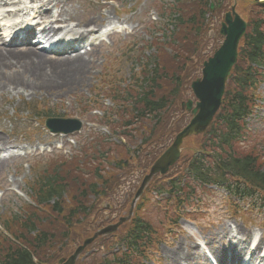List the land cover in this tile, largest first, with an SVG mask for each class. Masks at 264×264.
<instances>
[{
  "label": "trees",
  "instance_id": "trees-1",
  "mask_svg": "<svg viewBox=\"0 0 264 264\" xmlns=\"http://www.w3.org/2000/svg\"><path fill=\"white\" fill-rule=\"evenodd\" d=\"M211 1L176 0L167 12L170 15L178 13L174 30L167 36L165 44L155 39L153 42L159 52L152 62L155 68L146 67L147 71L142 72L141 78L134 79L122 91L112 95L116 98L114 104L120 117V133L129 142L140 140V147L132 151L108 144L96 136L94 145H90L92 149L83 145L67 159L52 160L30 185L32 206L23 214L10 216L3 222L0 264H53L62 253L71 251V255L84 238L92 236L94 226L98 228L103 213L100 204L112 201L116 178L119 182L123 180L121 176L124 173L144 170L145 174L149 171L161 155L158 148L165 149L166 143L172 139L171 134L164 135L161 129L163 121L176 114V117L184 115L180 102L190 96L189 86L198 78L199 68L207 60L198 56L197 61L194 57L196 52L192 49L207 37ZM260 1L264 0H248L245 4L237 2L236 9L248 23V31L241 42L238 64L227 84L222 107L214 122L203 136L185 143L188 150L185 145L178 180H170V183L162 181L153 189L160 195L168 194L170 198L166 201L168 204H159L156 208L159 226V217L165 224L174 219L171 201L175 203L173 207L181 210V205H189L194 199L197 191L190 186L189 180L201 187L223 188L238 201L257 197L254 203L264 209V152L258 143L251 141L253 139L246 126L247 118L254 111L255 92L262 79L259 69L264 68V20L259 17V14L264 15V2ZM203 4L205 8L198 10ZM164 47L172 52L166 53ZM189 64H193L190 70ZM183 119L178 118L174 129ZM141 127L143 131L139 132ZM248 142L250 144L246 149L238 147ZM66 196L68 205L65 203ZM96 202L99 204L96 205ZM164 205L167 211H163ZM145 208H140L139 215L134 216L117 239L119 253H109L106 259L96 256L88 260L97 261L95 264H141L139 258H145V251L157 241V228L162 230L153 222L156 219L142 216ZM96 212L100 215L99 219L91 220ZM87 224L89 235L85 232ZM82 232L85 236L80 242L76 241L77 235ZM74 244L76 246L72 248Z\"/></svg>",
  "mask_w": 264,
  "mask_h": 264
},
{
  "label": "rangeland",
  "instance_id": "rangeland-1",
  "mask_svg": "<svg viewBox=\"0 0 264 264\" xmlns=\"http://www.w3.org/2000/svg\"><path fill=\"white\" fill-rule=\"evenodd\" d=\"M51 1L53 6L57 2H61L60 6H63V8L61 9L60 6H56V8L53 7L49 11H53L52 14L55 15L58 10L59 15L63 18L68 17V19H72L73 23H69L71 26H74L77 23L82 25L86 20H92L93 17H112V24L107 25L120 27V31L122 32L119 36L108 37L106 42L103 43V46L93 49L92 53L85 57V63H93L89 66L90 69H88V74L85 75L83 80L79 82L76 87L72 89L59 88L52 92L40 91L36 94H32V92L24 94L7 92L0 95V127L4 130V133L0 132V135L5 138L3 144L4 147L2 148L6 149L11 146L12 150H15V152L21 151V153L28 150L29 152H33L39 146L49 149V151L43 153L37 150L32 154L25 152L24 156L5 158L9 163L5 168L0 170V235L4 234L2 231V228L4 229L2 224L8 217L23 214L24 211L28 209L30 204L29 186L36 180L38 173L50 165L54 159L52 157L59 154L70 157L71 154L79 151L82 145H89L88 148L92 149V146L90 145H94V141L91 142V136L93 134V136L99 134L103 139H105V137H111L116 143L124 146L128 145L129 149L132 151H135L140 147L141 141L138 139H133L132 142H129L126 138H122V136L113 137L107 129L91 124V119H93L94 122H98L101 119L102 115H100L101 112L99 111L91 113L89 116L82 117L81 120L84 121V128L81 133L63 137L52 136L45 130L43 125L46 117L43 116L45 115V112H49V114L53 115V118H79L78 116H81V114H85L86 112V110H83L80 105H85L88 101L92 103L93 101L90 95L96 96L106 92L104 90V83L107 81L104 80L105 75L111 79H116V81L121 83L124 87L130 81L133 73L139 78L142 76V72L146 73L147 68H141L140 65L147 62L145 61L146 57H150L153 52L151 49L147 48L151 42L157 40L156 38L153 40L151 37L155 30H151L150 25L153 24L152 20L155 18L159 24L157 30H162L163 25H166L167 21L162 18L161 15L162 13L165 15L169 12L170 4L173 2L172 0H108L107 2L106 0ZM246 1L248 0H225L226 4L230 5L229 7H232L235 4L237 5V2L245 4ZM66 4L68 5L66 6ZM212 6L214 5L212 4ZM3 7L4 6L1 7L2 10ZM204 8L205 4L200 5L198 10ZM240 8L242 7L240 6ZM220 13V10L213 9L208 17L209 27L206 39H202V41L193 46L192 50H195L196 52L194 57L197 61L198 56H201V59H206L208 56H211L223 42V39L218 36L220 25L223 21V15ZM255 15L256 12H254V16ZM259 17L261 20H264V15L260 16L259 14ZM7 19L8 17L2 20V25L7 22ZM156 36H158V34H156ZM17 49L22 50L23 48L21 47ZM138 49L139 51L137 52ZM165 49L167 48L164 47L163 50ZM132 51L134 53H132ZM200 52H202V55H200ZM47 58L53 59L55 57L47 56ZM138 58L140 59L139 62ZM35 64L36 63H34V66H36ZM192 65L193 64L188 65L189 70L193 67ZM40 70L41 72L45 71L44 67H40ZM46 70L49 74H63L62 69L54 70V68L47 66ZM198 73L201 76L200 68ZM42 75L43 74L39 75V77ZM258 95L260 96L258 107L248 122V133L253 139L251 141L258 143L259 148L264 152V83L259 87ZM191 99L192 97H189L186 100ZM99 102L102 105L103 111H108L113 108L109 99L101 97ZM93 106L94 105L91 104L90 109ZM94 116L100 117V119H94ZM178 118L181 120V115L169 120L165 119L162 123L161 129L164 130V135L171 134L170 136L172 138L166 143L167 148L171 146L177 133L186 126L187 121L188 123L190 121L189 119L184 118V121L182 120L183 125L181 121L180 125L178 123L179 126L177 129H174ZM149 124L151 123L149 122ZM148 126L149 125H147V127ZM138 131H143V127L138 128ZM164 135L161 137L163 138ZM158 144L162 145L163 142H159ZM248 144L250 143H241L238 147H245L242 149H246ZM186 148L188 150L187 145ZM22 150L24 151L22 152ZM158 150V152H164L166 149L164 150L163 147L160 149L159 147ZM105 165L106 167L108 166L107 164ZM180 167L181 165L176 166L175 169L173 168L166 176L157 177V179H155L143 193L140 199L142 202L140 204L146 206V203L152 197L151 192L157 186H160L162 181H165L166 183L170 180L177 181L179 178L178 173L181 172ZM107 171L108 170H106V172ZM124 175H122L124 177L122 181L118 182V177L116 178V184L112 189L113 191L117 190V194L113 202L106 200L100 204V207L103 204L111 205V207H108V210H102L103 213L101 214V220H99L100 223H104V219L112 218L116 220L119 217L128 216L133 205L135 216L139 215L141 206L137 201L134 204V196L137 194V188L140 186V181L136 175L132 176L130 172L124 173ZM129 176L130 178L128 179L127 177ZM189 184L191 187H194V189L200 191L199 195L201 196V199L194 206V212H196L195 215L199 222L189 224L183 220H176V217H174L171 225L175 231H172L171 235H168L167 238L164 237L160 245L147 250L154 252L149 255L146 264H165V262H168V253L171 252L177 243H185V246L194 244L193 248L196 244L200 246V251L198 253L200 260L198 264H202L203 262L201 260L205 258V256L201 253V249L203 248L206 254L212 255L210 249H212L213 246L216 247L221 246V244L229 243L231 238L236 236V230H243L244 233L250 235L249 237H252V239L254 238L257 242L261 241L264 243V213L262 211L253 210L250 217L241 216L238 213L242 218H247L240 219V217L233 215L232 212L227 209L226 200L228 195L222 189L214 186L201 187L191 180H189ZM168 197L169 196H162L160 197V200H164ZM65 203L67 205L70 204L67 196L65 198ZM98 204L99 203L96 202V205ZM243 207V204H241L240 209L242 212H245ZM96 214L97 212L93 213L91 220L99 219L100 215ZM107 216L108 218H106ZM142 216L151 219L155 217L157 218L156 213H151L146 209ZM153 222L160 227L159 220L156 219ZM85 228V232L89 235L90 230L88 229V224ZM97 229L98 228L94 226L93 230L96 231ZM124 229L125 227L121 229L119 234H121ZM221 229H224L225 231L223 232L229 234V236L221 234L218 236L219 239L217 240L216 238L213 240V244H211V241L207 239V236L212 233H219ZM157 230L159 231L158 228ZM82 236H85L84 232L77 235L76 241L80 242ZM90 237H86L83 240ZM240 241H242V244L248 243L247 240L243 238H241ZM117 242L116 238H106L98 241L91 247L93 248V254L86 255L84 258L85 260L79 261L78 264H95L97 261L92 262L89 261L88 258L94 256V253H97L100 250V247L107 251L108 245L115 247ZM76 244L72 245V248H74ZM70 252L62 253L59 260L70 257L72 255H70ZM59 260L55 261L53 264H58Z\"/></svg>",
  "mask_w": 264,
  "mask_h": 264
},
{
  "label": "bare ground",
  "instance_id": "bare-ground-1",
  "mask_svg": "<svg viewBox=\"0 0 264 264\" xmlns=\"http://www.w3.org/2000/svg\"><path fill=\"white\" fill-rule=\"evenodd\" d=\"M29 1V0H28ZM33 4H38V2H42L43 0H30ZM1 2H5V4L12 3L15 4L16 0H0ZM18 4H29L27 0H18ZM51 5V2H47L43 5V9H48ZM60 6V3L55 4V8ZM68 4H66L67 6ZM65 6V7H66ZM62 9L63 6H60ZM24 10H19L18 12H23ZM35 18H38L40 22H45L48 20L51 21L53 18L55 21H58L62 24L72 23V19L63 18L59 15L58 10L56 11L57 16L52 15L50 11H38L35 9L33 11ZM52 16V17H51ZM112 18V17H111ZM109 17L99 16L97 18H92V20H86L84 24L77 23L74 26H66L63 28L61 32H63V41L71 44L76 41L86 42V38L88 36L93 38L90 44L96 42L99 39V35L96 36L101 27L105 24L111 23L112 19ZM53 21L50 22L47 26L40 28L42 35L46 38L52 39L58 33L53 26L51 25ZM24 34L34 36L36 33V27L29 26L22 29ZM60 31V29H59ZM51 33H54L51 36ZM32 43L31 41H29ZM29 43V44H30ZM69 52H72L74 56L69 55V53H65L64 56H60L59 58L53 60L48 59L42 51H38L33 47H26L25 50L19 51L16 49H0V95L7 92H17V94H24L28 92H32V94H36L40 91L52 92L53 90L61 89V88H74L77 86L79 82L83 80L86 74H88L89 66L93 62L85 63V57L89 56V53L81 54L78 49L79 48H69ZM77 49V50H73ZM34 63H36L34 66ZM44 65V66H41ZM46 65V66H45ZM54 68V70H63L62 75L58 74H49L46 70V67ZM40 67H44L45 71L41 72ZM43 74L41 77L39 75ZM3 136H0V155L3 156L5 153L3 152L4 147ZM8 161L0 157V170L5 168L8 165ZM221 229L219 233H212L207 236V239L211 241L213 244V240L218 238L221 234H226ZM229 236V234H226ZM236 236L238 238L249 239V235L245 234L243 230H236ZM233 239V238H232ZM237 240V239H236ZM185 243H177L176 246L169 252L168 262L165 264H198L199 258L198 253L200 251V246L197 244L193 248L194 244L189 246H185ZM263 242H260L258 248L261 249L263 247ZM239 250L236 247L231 246H213L210 251L213 253L214 258L217 260L219 264H224L223 258L225 256L232 259V261L239 260L238 256H236V251ZM202 264H208L205 260H201ZM230 261V260H228ZM250 264H256L255 261H251Z\"/></svg>",
  "mask_w": 264,
  "mask_h": 264
},
{
  "label": "water",
  "instance_id": "water-1",
  "mask_svg": "<svg viewBox=\"0 0 264 264\" xmlns=\"http://www.w3.org/2000/svg\"><path fill=\"white\" fill-rule=\"evenodd\" d=\"M213 6H211V9ZM247 30V24L236 14L233 8L225 17L220 31L224 42L214 56L204 64L203 78L192 84V90L197 100L194 109L193 102L188 101L186 111L192 115L189 125L175 138L171 147L155 162L150 175L144 179L137 195L139 197L147 183L157 174L165 175L170 167L181 158L183 141L192 136L203 134L211 125L218 112L225 93V86L233 67L238 59V46ZM47 125L54 133L72 134L82 128L79 120H48ZM136 197V198H137ZM119 225L111 226L98 232L93 238L86 240L67 260L59 264H76L84 250L99 236L109 235L118 229Z\"/></svg>",
  "mask_w": 264,
  "mask_h": 264
}]
</instances>
